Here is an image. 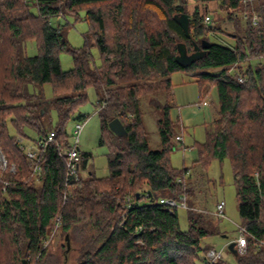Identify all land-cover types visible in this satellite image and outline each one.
Returning a JSON list of instances; mask_svg holds the SVG:
<instances>
[{
	"label": "trees",
	"instance_id": "16d2710c",
	"mask_svg": "<svg viewBox=\"0 0 264 264\" xmlns=\"http://www.w3.org/2000/svg\"><path fill=\"white\" fill-rule=\"evenodd\" d=\"M193 1L190 13L189 0H0V147L8 163L0 166V264H23L26 256V264H49L46 246L58 226L66 248L74 235L80 240L77 264H198L199 253L207 255L212 246L203 241L218 232L213 218L219 217L189 203L190 167L171 162L179 135L171 116V74L180 70L194 72L207 87L204 96L216 88L218 117L206 140L194 144L195 161L208 168L215 159H229L247 229L246 251L238 252L235 262L207 256L205 263L264 264V0ZM210 1L234 22L236 31H226L234 43L211 41L203 57L182 66L175 59L178 43L192 52L193 40L200 43L215 29L214 19L203 23L212 12ZM183 12L190 14L189 37L175 18ZM72 20L86 23L79 47L66 36ZM27 29L37 39L29 45L32 53ZM64 52L73 59L68 70L61 64ZM47 83L51 97L44 91ZM90 87L98 97L101 143L111 148L110 174L98 177L91 170L75 177L59 148L70 144L66 124L82 116L78 110ZM143 98L161 114L157 149L144 131ZM115 117L127 136L110 128ZM50 132L53 141L29 160L16 135L37 142ZM182 195L187 228L178 207L170 211L152 201ZM68 259L64 252L63 264Z\"/></svg>",
	"mask_w": 264,
	"mask_h": 264
},
{
	"label": "rangeland",
	"instance_id": "374dc122",
	"mask_svg": "<svg viewBox=\"0 0 264 264\" xmlns=\"http://www.w3.org/2000/svg\"><path fill=\"white\" fill-rule=\"evenodd\" d=\"M193 0H189L188 9L190 13L194 12L191 8ZM209 9L212 11L210 15L215 29L211 30L208 35H205L210 41L222 44L234 43V40L226 31H236L234 22L229 18L226 11L218 9L217 1L208 2ZM196 4H194L195 6ZM215 7V10L213 9ZM55 24V17H52ZM204 21V20H203ZM203 23H206L205 21ZM243 27V25H242ZM27 46L28 52H34L35 45L34 33L27 29ZM66 36L75 47L82 46L84 43V34L87 31L86 23L82 21L74 22L73 20L65 26ZM33 34V36H32ZM30 45V46H29ZM92 50L98 60L97 50L93 46ZM27 51V50H26ZM62 67L68 70L73 67L72 55L69 52H64L60 56ZM191 71H176L171 74L173 99L170 104L173 105L171 109V116L175 120V131L182 136L181 140H177V149L171 153V162L173 166L182 168L184 166L190 167V182L194 193L190 195V202L196 207L201 208L209 215H213L216 209V203L224 199L226 201L225 215L219 217V220L214 217L213 220L218 224V232L204 239V244H210L212 248L217 251L226 252V257L231 262H235V255L232 254L227 244L233 241L238 236L239 224L242 219L239 213L236 188L233 183V173L229 159H224L222 162L215 159L211 162L208 168H203L195 160L198 158L196 142H203L206 140L207 128L211 125V120L218 117L217 109L214 108V103H217V91L213 87L210 92L204 96L206 86H200L196 80V76ZM46 97H51L52 87L50 84L44 85ZM158 91V90H155ZM153 91V93L155 92ZM106 92L104 89L101 91ZM206 93V91H205ZM107 94V93H106ZM97 93L93 87L88 89V101L80 106L78 112L82 116L80 118H72L66 124L69 133H73L76 123H82L83 128L79 136V148L87 155L82 158L81 165H85L86 169L80 167L79 173L82 176H87L91 170L98 177L108 176L110 174L109 154L111 151L110 145L105 142L101 143L103 138L102 120L98 112ZM162 99V97H161ZM164 101V100H163ZM143 108V125L144 131L148 137L151 148L157 149L161 146V136L158 130V120L160 119V111L156 107L146 101L142 100ZM53 121L56 122V115L53 113ZM12 132L14 129L11 127ZM15 132V131H14ZM33 132V131H32ZM33 134V133H31ZM16 138L27 143V140L21 134H17ZM0 154L6 158L5 153L0 147ZM8 165V163H7ZM7 167V166H6ZM5 169V168H4ZM178 214L183 228L188 227V212L184 207L178 206ZM208 215V214H207ZM211 215V216H212ZM217 216V215H216ZM218 217V216H217ZM217 226V225H216ZM80 240L75 235L72 238V250H69L68 264H77L79 260L78 247ZM65 235L60 226L56 227L50 233V240L47 243L46 261L49 264H63L65 252ZM70 245V249H71ZM210 248V249H212ZM209 251V250H208ZM208 256L204 251L198 255L197 263L206 264L205 258ZM27 256L24 257L25 264ZM210 258V257H208Z\"/></svg>",
	"mask_w": 264,
	"mask_h": 264
},
{
	"label": "built area",
	"instance_id": "2783aa9c",
	"mask_svg": "<svg viewBox=\"0 0 264 264\" xmlns=\"http://www.w3.org/2000/svg\"><path fill=\"white\" fill-rule=\"evenodd\" d=\"M211 20L212 17L210 13L206 14L204 17V21L206 23H209ZM257 20H258V15L255 14L253 18L254 23H256ZM242 79L243 77H240V80ZM82 128H83L82 123L79 122L76 123L72 133L70 144L60 146L59 148L60 154L66 157L67 160L66 163L69 173L75 177L78 176L79 174L80 171L79 162L82 158L81 150L79 148V136L81 134ZM53 138H54V132H50L49 134L40 137L37 142L29 141L26 144H24L23 149L27 158L31 161H35L39 155L40 150L46 147L48 143L52 142ZM177 139L181 140L182 136L177 135ZM0 166L3 169L6 168L7 166V159L4 158V156H2L1 154H0ZM34 169L35 171L39 172L40 166L36 164ZM11 170H14V166L11 167ZM148 195L149 193H147V196ZM152 201L153 203L156 202L158 204H161L170 211H173L174 207L181 206L185 208L188 206L187 197L185 195H182L179 198L174 196H168V197L160 196V197H156V199ZM225 206H226V201L224 199L219 200L216 203V209L214 211V214L217 215L218 217H223L225 215V209H226ZM246 233H247L246 226L243 224H239L238 236L233 240L236 241V248L238 249V252L243 253L246 251V245H247ZM228 244H227V248H228ZM226 256H227L226 252L217 251L214 248L209 249L208 251V257H210V259L212 260H216L218 258L226 257Z\"/></svg>",
	"mask_w": 264,
	"mask_h": 264
},
{
	"label": "water",
	"instance_id": "95a60500",
	"mask_svg": "<svg viewBox=\"0 0 264 264\" xmlns=\"http://www.w3.org/2000/svg\"><path fill=\"white\" fill-rule=\"evenodd\" d=\"M175 18L179 21L182 28L186 32V35L189 37L191 36L190 32V14L183 12L180 14H176ZM194 50L192 52L188 51L187 43L185 42H179L178 47V53L175 56L176 61L182 65V66H188L192 64L195 60L203 57L209 47L212 45V42L208 39H202L200 43H197L195 40H193ZM110 128L118 135L121 136H127L128 132L120 120L119 117H115L109 122ZM139 194V193H138ZM139 197V195H138ZM68 239V237H67ZM68 241V240H67ZM228 249L230 252H232L234 255H238V249L236 248V241H231L228 244ZM70 250V245L67 244V248L65 250V256ZM23 264H25V260L23 259Z\"/></svg>",
	"mask_w": 264,
	"mask_h": 264
},
{
	"label": "crops",
	"instance_id": "0c3cea01",
	"mask_svg": "<svg viewBox=\"0 0 264 264\" xmlns=\"http://www.w3.org/2000/svg\"><path fill=\"white\" fill-rule=\"evenodd\" d=\"M194 4H196V3H192V2H191V5H192V7H191V8H193V9H194V8H195V6H196V5L194 6Z\"/></svg>",
	"mask_w": 264,
	"mask_h": 264
}]
</instances>
